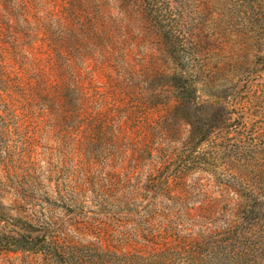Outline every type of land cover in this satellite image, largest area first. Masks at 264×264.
Instances as JSON below:
<instances>
[{
	"label": "rangeland",
	"instance_id": "1",
	"mask_svg": "<svg viewBox=\"0 0 264 264\" xmlns=\"http://www.w3.org/2000/svg\"><path fill=\"white\" fill-rule=\"evenodd\" d=\"M98 1L0 0V264H264V0Z\"/></svg>",
	"mask_w": 264,
	"mask_h": 264
},
{
	"label": "trees",
	"instance_id": "2",
	"mask_svg": "<svg viewBox=\"0 0 264 264\" xmlns=\"http://www.w3.org/2000/svg\"><path fill=\"white\" fill-rule=\"evenodd\" d=\"M85 1H89V3L91 2L94 6L92 7V5H89L90 7H86V9H82V5H84ZM70 2L78 7L80 10H83L84 12L88 11V10H92L94 11L95 14L92 15L91 12H86L84 14V19L85 18H88L90 20V22H99V20L101 19V9H99L102 4L98 1V0H70ZM73 6V7H74ZM92 7V8H91ZM76 15H78L79 17H81V15H79L77 12H76ZM19 240L15 239L12 243L9 244V246H12L13 244H19ZM29 243V242H28ZM5 246H8V245H5Z\"/></svg>",
	"mask_w": 264,
	"mask_h": 264
}]
</instances>
